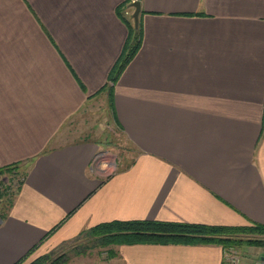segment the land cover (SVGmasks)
I'll return each mask as SVG.
<instances>
[{"label": "crops", "instance_id": "0c3cea01", "mask_svg": "<svg viewBox=\"0 0 264 264\" xmlns=\"http://www.w3.org/2000/svg\"><path fill=\"white\" fill-rule=\"evenodd\" d=\"M139 1L141 44L112 83L127 0H0V168H26L0 264L112 220L264 223V0ZM97 100L135 154L106 174L79 125ZM110 250L88 264H226L213 243Z\"/></svg>", "mask_w": 264, "mask_h": 264}, {"label": "trees", "instance_id": "16d2710c", "mask_svg": "<svg viewBox=\"0 0 264 264\" xmlns=\"http://www.w3.org/2000/svg\"><path fill=\"white\" fill-rule=\"evenodd\" d=\"M131 0H127L130 3ZM128 26V36L123 46L122 52L117 59L109 79L114 83L125 65L134 56L142 40V28L138 22L137 27L130 18L123 17ZM112 85L109 87L112 95ZM112 102L110 106L112 108ZM19 164H13L0 168V175L8 173L10 175H23L26 168L19 170ZM17 174V175H18ZM11 198L8 206L10 205ZM7 206V207H8ZM264 223L251 222L244 225H212L204 223H193L185 221H164L156 219H131L112 220L102 222L81 231L77 236L68 239L56 248L44 253L35 259L25 262L24 259L15 264H60L64 246H72V243L83 236L101 246L117 245L123 243L153 242V243H213L221 245L224 250L230 247H238L242 243L260 245L264 244ZM109 250L108 255H112Z\"/></svg>", "mask_w": 264, "mask_h": 264}, {"label": "rangeland", "instance_id": "374dc122", "mask_svg": "<svg viewBox=\"0 0 264 264\" xmlns=\"http://www.w3.org/2000/svg\"><path fill=\"white\" fill-rule=\"evenodd\" d=\"M129 18L133 21L132 15H129ZM83 120L85 122L83 123L81 120L79 125L82 128L88 127V137L99 141L101 145V152L93 158L95 169L106 174L116 171L132 161L135 155L133 148L124 140L121 132L113 123L107 104H100L97 100L93 108L87 112V118H83ZM17 174L3 173L0 175V215L7 209L9 200L12 198L15 180L22 176ZM16 185L18 186V182ZM258 236L264 237V235ZM112 246L114 245L101 246L80 236L72 243V246L66 245L60 249L59 254L62 253L63 256L60 264H88L89 261H95L105 254L108 256ZM262 257H264V244L242 243L238 247H230L225 250L226 264H264Z\"/></svg>", "mask_w": 264, "mask_h": 264}, {"label": "water", "instance_id": "95a60500", "mask_svg": "<svg viewBox=\"0 0 264 264\" xmlns=\"http://www.w3.org/2000/svg\"><path fill=\"white\" fill-rule=\"evenodd\" d=\"M131 6H133V11H132V17L134 21V26L137 27L138 25V17H139V12H140V1L139 0H133L130 3ZM1 220V218H0Z\"/></svg>", "mask_w": 264, "mask_h": 264}, {"label": "built area", "instance_id": "2783aa9c", "mask_svg": "<svg viewBox=\"0 0 264 264\" xmlns=\"http://www.w3.org/2000/svg\"><path fill=\"white\" fill-rule=\"evenodd\" d=\"M20 179V180H19ZM22 180V177H20V178H18V179H16L15 181H16V183H15V188H17L18 186L16 185L17 184V182H18V185H19V183H20V181Z\"/></svg>", "mask_w": 264, "mask_h": 264}]
</instances>
